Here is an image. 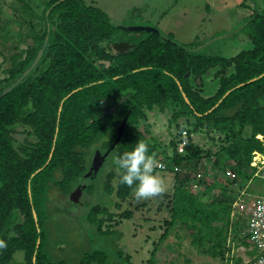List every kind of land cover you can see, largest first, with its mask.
Segmentation results:
<instances>
[{
    "label": "trees",
    "instance_id": "16d2710c",
    "mask_svg": "<svg viewBox=\"0 0 264 264\" xmlns=\"http://www.w3.org/2000/svg\"><path fill=\"white\" fill-rule=\"evenodd\" d=\"M20 2L36 18L29 21L32 43L21 49V34L16 41L13 35L0 34V56L6 64L0 95L32 66L42 48L44 53L22 81L0 97V264H12L17 252L24 253V264H54L45 248L49 194L55 187L68 197L81 184L87 186L83 193L90 191L84 176L92 156L113 145L128 114L124 135L109 157L143 140L159 162L157 174L173 176V193H161L168 199L170 213L162 239L182 226L198 252L229 261L233 213L229 193L238 195L236 191L248 186L256 171L255 156L264 154V8H254L244 28L253 47L234 56L200 53L196 43L188 48L160 30L113 54L109 46L125 41L118 38L120 27L102 9L84 0H47L39 4L38 12L33 8L38 5ZM0 31L10 33L1 24ZM190 69L192 76L186 78ZM210 77L218 86L208 84ZM126 95L129 98L116 111L99 118ZM155 110L172 113L171 122L178 130L169 143L172 152L152 137L150 125L140 129ZM183 118L185 125L179 123ZM19 122L32 129L29 133L37 141L26 140L17 149L11 133ZM184 131L188 144L181 154L178 144ZM201 133L218 135L216 151L195 142L194 136ZM195 170L199 176L192 178ZM227 170L237 178L230 179ZM195 185L201 189L196 191ZM104 191L114 194L117 209L136 199L119 183L115 170L106 174ZM84 204L90 206L85 219L97 224L103 236L116 232L106 222L130 219L135 213L126 209L118 215L105 205ZM238 244L249 247L246 239ZM157 250L148 264L156 263ZM76 264L133 262L124 252L110 258L107 252L93 251L84 253Z\"/></svg>",
    "mask_w": 264,
    "mask_h": 264
},
{
    "label": "rangeland",
    "instance_id": "374dc122",
    "mask_svg": "<svg viewBox=\"0 0 264 264\" xmlns=\"http://www.w3.org/2000/svg\"><path fill=\"white\" fill-rule=\"evenodd\" d=\"M28 1L32 5H38L33 6L34 9H38L42 1L47 2V0ZM84 1L88 5L102 9L111 22L116 27H120L117 35L120 40L125 42L108 45L113 54L125 52L131 48L132 43L149 36L147 32L129 31L128 28L149 26L158 28L163 35L188 48L192 47L191 44L196 43L197 51L200 53L234 56L253 47L244 28L246 21L253 14L254 8H264V0H250L245 7L241 6L243 0ZM39 10L40 8L38 12H40ZM0 18V24L4 28L9 27L10 31V33L0 31V34L13 35L15 41L19 40L18 34H21L22 39L21 42L19 41L21 49L32 43L33 32L29 21L36 18L29 11L25 12L22 9L20 0H0ZM103 45L107 46V43L104 42ZM5 68L6 64L0 56V79L5 76ZM214 83L216 80L213 77L208 78V84ZM171 119V111L167 110L162 113L155 110L149 112L148 124L141 123L140 125L142 131L145 130V125H150L152 137L169 152H172L169 143L178 134L176 124L172 123ZM185 122V118L179 120L181 124L185 125ZM29 131L32 129L23 122H19L13 127L11 136L17 149L26 143V140L31 143L37 141ZM213 137L215 138L213 139ZM194 140L205 149L212 151L218 149L217 134L201 133L195 135ZM95 154L96 152L92 156V161ZM112 159L113 156L108 157L98 174V179H86L85 184L91 186V189L83 193L80 204L72 203L70 195L64 196L55 187L51 190L46 203L45 228L49 240L45 248L54 264H59L62 261L66 262L64 264H76L84 253L93 251L107 252L110 258H114L118 252H124L125 255H131L133 264H148L156 247L158 250L155 255V264H252V256L248 247L238 243L243 239L244 222H246V215L243 214L247 213V207L259 195L260 188L263 189L259 179L253 178L252 183L243 188L244 190L236 191L238 195L229 193L230 200H233L232 221L229 228V244L232 246V253L229 254L231 259L227 261L198 252L197 248L191 244L187 230L182 226L171 229L167 238L162 239L166 229L165 220L170 218L166 206L168 199L162 194L147 199L132 198L123 203L120 209H117L114 205V194L109 196L104 191L106 174L114 170ZM158 175L164 182L163 193H173V176L165 175L162 172H159ZM196 176L199 174L195 170L191 177ZM238 184H242V181ZM194 189L198 191L201 187L197 189L195 185ZM243 191L245 193L241 195ZM216 193L217 195L221 194V190H216ZM85 202H92V205H105L118 215L126 209H131L135 211L134 217L130 219L115 217L112 222H106L105 225L111 224L112 230L116 232L103 236L99 234L97 224L94 225L85 219L84 214L90 208L84 204ZM159 206L162 207L159 209ZM21 220L22 217H20ZM117 221H119L118 224H116ZM106 226L104 227L108 230L109 228ZM12 264H24V253L17 252L13 257Z\"/></svg>",
    "mask_w": 264,
    "mask_h": 264
},
{
    "label": "clouds",
    "instance_id": "9594fccd",
    "mask_svg": "<svg viewBox=\"0 0 264 264\" xmlns=\"http://www.w3.org/2000/svg\"><path fill=\"white\" fill-rule=\"evenodd\" d=\"M112 166L119 183L127 186L136 199L156 197L165 190L162 178L155 171L159 162L143 140H137L130 150L113 157Z\"/></svg>",
    "mask_w": 264,
    "mask_h": 264
},
{
    "label": "built area",
    "instance_id": "2783aa9c",
    "mask_svg": "<svg viewBox=\"0 0 264 264\" xmlns=\"http://www.w3.org/2000/svg\"><path fill=\"white\" fill-rule=\"evenodd\" d=\"M187 131L183 132V136L179 140L178 151L184 153L188 144ZM164 168V165H160ZM256 171L253 178L259 179L262 182L263 189L260 188L259 195L252 201L251 205L247 207L245 216L244 230L242 238L249 243L248 251L253 253L252 264H264V154L258 153L255 156ZM227 176L230 179L237 178L236 174L227 170ZM253 180L249 182L252 183ZM245 191L241 192L244 195ZM246 208V207H245Z\"/></svg>",
    "mask_w": 264,
    "mask_h": 264
},
{
    "label": "water",
    "instance_id": "95a60500",
    "mask_svg": "<svg viewBox=\"0 0 264 264\" xmlns=\"http://www.w3.org/2000/svg\"><path fill=\"white\" fill-rule=\"evenodd\" d=\"M129 31H136V32H147V33H160L158 28L155 27H149V26H136V27H131L128 28ZM48 38L46 39L47 42ZM45 42V46L46 43ZM44 53V48H42L36 58V60L34 61V63L32 64V66L21 76V78L14 83L12 86L8 87L5 91H3V93L0 95V97L8 94L12 87L16 86L20 81H22L30 72L31 70H33L36 66V64L39 62V60L41 59L42 55ZM192 76V71L191 69L189 70V72L186 75V78H191ZM197 84L201 85V79L197 78ZM130 95H126L124 97H122L118 103H116L115 105H113L112 107L107 108L105 111H103L100 115V119L105 118L106 116L111 115L114 111H116V109L121 106L128 98ZM129 118V114L126 116V118L124 119V121L122 122V124L119 126L118 129V137L116 139V141L113 143V145L106 151V153H102L101 151L97 150L96 154L94 156V159L92 161V165L88 171L87 174H85V178H92V177H96L99 173V171L101 170V168L103 167V165L105 164L107 158L109 157L110 153L115 149V147L118 145V143L120 142V140L122 139L123 135H124V131L126 128V124ZM56 141V140H55ZM55 145V144H54ZM54 150V147H53ZM53 155V153L51 154V156ZM49 163V162H48ZM86 185H79L71 194H70V200L72 203L74 204H80L81 203V196L83 195L84 190L86 189ZM34 217L35 220L37 221V214L34 212Z\"/></svg>",
    "mask_w": 264,
    "mask_h": 264
},
{
    "label": "flooded vegetation",
    "instance_id": "af4514ba",
    "mask_svg": "<svg viewBox=\"0 0 264 264\" xmlns=\"http://www.w3.org/2000/svg\"><path fill=\"white\" fill-rule=\"evenodd\" d=\"M81 185H84V184H81ZM78 186H79V185H78ZM76 188H77V187H76ZM76 188H75V189H76ZM75 189H74V190H75Z\"/></svg>",
    "mask_w": 264,
    "mask_h": 264
}]
</instances>
